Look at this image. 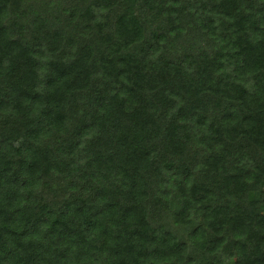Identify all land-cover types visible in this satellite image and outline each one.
<instances>
[{"label": "trees", "instance_id": "16d2710c", "mask_svg": "<svg viewBox=\"0 0 264 264\" xmlns=\"http://www.w3.org/2000/svg\"><path fill=\"white\" fill-rule=\"evenodd\" d=\"M0 264H264V0H0Z\"/></svg>", "mask_w": 264, "mask_h": 264}]
</instances>
